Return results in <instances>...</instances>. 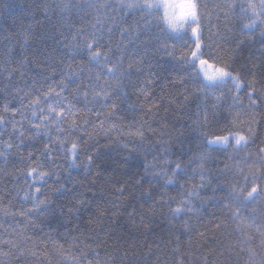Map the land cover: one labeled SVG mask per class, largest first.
<instances>
[{
	"label": "trees",
	"instance_id": "trees-1",
	"mask_svg": "<svg viewBox=\"0 0 264 264\" xmlns=\"http://www.w3.org/2000/svg\"><path fill=\"white\" fill-rule=\"evenodd\" d=\"M129 2L0 0V264H264L262 0H196L179 34Z\"/></svg>",
	"mask_w": 264,
	"mask_h": 264
},
{
	"label": "snow or ice",
	"instance_id": "snow-or-ice-1",
	"mask_svg": "<svg viewBox=\"0 0 264 264\" xmlns=\"http://www.w3.org/2000/svg\"><path fill=\"white\" fill-rule=\"evenodd\" d=\"M262 4H264V0H262ZM126 8H135V7H142L144 9H147L150 13L153 10H158L159 8L164 9V17L163 20L167 24L168 28L172 32H176L182 28L185 27V25L188 24H196L198 25V16H199V7L196 2V0H144L142 4L140 3H134L129 2L124 5ZM169 10H172L171 12ZM255 14V13H254ZM252 22H250L251 24ZM246 25V26H250ZM192 32L195 34L198 32V27H193ZM88 51L90 53V56L95 59L100 56V51L97 49L95 52H92V48L94 47L93 43L88 44ZM200 48L201 44L199 42V39H197L196 42V48L191 53V60L190 63L195 65L197 59L200 56ZM211 69V71H209ZM109 72H114V67H109L107 69ZM199 70L203 72L205 77V86L210 87L213 86L216 83L224 82L227 79H232L235 82V86L239 89L241 86L240 78L239 76L232 75L231 72L227 70L226 67H218L214 64H209V62L205 59H199ZM113 107H115L113 105ZM65 112L64 108H60L59 111H57L54 107L51 105L49 106V116L55 115L56 117H62ZM36 114L33 113V116ZM43 119V118H42ZM75 121H73L72 127H75ZM39 128V126H37ZM137 135H141L142 133H137ZM235 139V143L237 145L241 144V142H246V137L243 135H236L232 137ZM229 142V137L227 136H218L208 141L209 145H215V144H227ZM61 145H64V142L61 141ZM45 148H48V145H45ZM67 152L71 154L73 161L76 158V154L78 152V145L76 142H73L70 147L67 148ZM92 157H88L89 163H91ZM35 169H29L28 175H33L35 173ZM181 171V165L180 163L176 164L174 175L175 173H178ZM46 173L41 172L39 174V178H43ZM201 181L203 182V177H201ZM174 182L173 176H168L165 183L171 184ZM257 192L256 186H253L252 189L245 195L244 199H252L254 198V193ZM182 207H177L173 209V212L179 213L182 211Z\"/></svg>",
	"mask_w": 264,
	"mask_h": 264
},
{
	"label": "rangeland",
	"instance_id": "rangeland-1",
	"mask_svg": "<svg viewBox=\"0 0 264 264\" xmlns=\"http://www.w3.org/2000/svg\"><path fill=\"white\" fill-rule=\"evenodd\" d=\"M160 10H161V12H162V14H163V17H164V9L161 7V8H159ZM170 12L172 11V10H169ZM166 24V23H165ZM190 25H192V26H194V25H196V24H188V25H185V27L184 28H182V29H180V30H178V31H176V32H173V33H176V34H179V33H183L184 31H187V28L190 26ZM166 26H167V24H166ZM197 27V26H196ZM167 28H168V26H167ZM169 29V28H168ZM169 31H171L170 29H169ZM172 32V31H171ZM190 33V32H189ZM190 35L193 37V39L195 40V42H197V39H198V32H197V36L196 37H194L193 36V34H191L190 33ZM198 70H199V68H198ZM209 71H211V69H209ZM199 73L201 74V76H203L204 77V74H203V72H201L200 70H199ZM202 77V78H203ZM205 79V77L203 78V80ZM227 80H230L234 85H235V82L232 80V79H227ZM205 81V80H204ZM240 88H241V86H240ZM239 88V89H240ZM234 136H236V135H232V136H227V137H229V142L227 143V144H218V145H222V146H226V145H228L230 142H232V143H235V139H233L232 137H234ZM244 142H242L241 144H243ZM235 145H237V144H235Z\"/></svg>",
	"mask_w": 264,
	"mask_h": 264
}]
</instances>
